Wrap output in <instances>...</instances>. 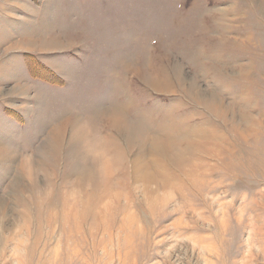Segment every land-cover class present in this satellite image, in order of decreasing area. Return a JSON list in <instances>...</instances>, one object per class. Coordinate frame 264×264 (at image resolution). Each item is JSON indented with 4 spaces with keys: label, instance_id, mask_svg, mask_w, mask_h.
<instances>
[{
    "label": "rangeland",
    "instance_id": "obj_1",
    "mask_svg": "<svg viewBox=\"0 0 264 264\" xmlns=\"http://www.w3.org/2000/svg\"><path fill=\"white\" fill-rule=\"evenodd\" d=\"M5 1L0 264H264V0Z\"/></svg>",
    "mask_w": 264,
    "mask_h": 264
},
{
    "label": "crops",
    "instance_id": "obj_2",
    "mask_svg": "<svg viewBox=\"0 0 264 264\" xmlns=\"http://www.w3.org/2000/svg\"><path fill=\"white\" fill-rule=\"evenodd\" d=\"M27 3H26V5L25 6H23V12H27L28 14H30L31 16H32V11L33 10H31L30 9V2L28 1V0H25ZM46 1H51V0H46ZM52 1H54V2H56V3H58V4H60V0H52ZM70 2H72V0H69ZM6 3H7V6H6V8H7V10H6V12L5 13H7V15H8V20L9 21H11L12 22V25L13 26H16V24H17V21L15 20V18L13 17V13L15 12V11H17V9H15V8H18L19 6L17 5L18 4V2H17V0H8V1H5ZM28 4V5H27ZM10 8H9V7ZM32 8V7H31ZM19 18H23L22 16H18ZM45 28H49V26L48 25H46V26H44ZM45 28H43L44 30H46V32H44V34L42 35V37H44L42 40H37L36 38L37 37H33V35L32 34H29V35H26V36H23V37H20V38H16V39H14L13 40V42L14 43H16L17 45H18V47H16L15 49H14V54L16 55V57H20L19 56V54H20V52L19 51H22V50H26L25 48H23V45L25 44V43H29V44H32L33 45V49H27V50H31V51H33V52H35V53H42V54H45V53H48V52H54L55 53V51H54V49L55 48H57L56 46H58V45H56V43H54V38H52V37H47L46 36V33H47V29H45ZM51 29H54L53 27L51 28ZM35 42H41V46H42V44H46V43H51V44H48L49 46L48 47H46V48H43V50H41L42 49V47L41 48H39L38 50H39V52L38 51H36V50H34L35 49V45H36V43ZM68 42V41H67ZM22 44V45H21ZM44 49H47V50H44ZM61 48H58V50H60ZM63 51H66V50H64V49H62ZM2 67H5V66H2ZM23 73V72H22ZM6 74H4V73H0V76H5Z\"/></svg>",
    "mask_w": 264,
    "mask_h": 264
},
{
    "label": "bare ground",
    "instance_id": "obj_3",
    "mask_svg": "<svg viewBox=\"0 0 264 264\" xmlns=\"http://www.w3.org/2000/svg\"><path fill=\"white\" fill-rule=\"evenodd\" d=\"M148 84H150L151 86H153V87H157V83H156V81L155 80H148V82H147ZM118 118H121L120 116H117ZM121 119H123V120H125L124 118H121ZM116 119L114 118V123L116 124ZM152 179H150L149 178V181H151ZM147 185V184H146Z\"/></svg>",
    "mask_w": 264,
    "mask_h": 264
}]
</instances>
